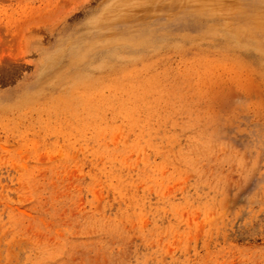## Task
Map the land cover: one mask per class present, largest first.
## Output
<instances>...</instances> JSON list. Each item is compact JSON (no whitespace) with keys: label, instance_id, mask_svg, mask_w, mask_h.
I'll return each mask as SVG.
<instances>
[{"label":"rangeland","instance_id":"1","mask_svg":"<svg viewBox=\"0 0 264 264\" xmlns=\"http://www.w3.org/2000/svg\"><path fill=\"white\" fill-rule=\"evenodd\" d=\"M0 264H264V0H0Z\"/></svg>","mask_w":264,"mask_h":264}]
</instances>
